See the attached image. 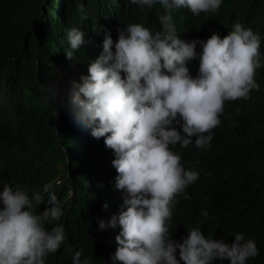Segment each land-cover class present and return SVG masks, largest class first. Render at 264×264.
I'll return each mask as SVG.
<instances>
[{
  "label": "clouds",
  "instance_id": "clouds-1",
  "mask_svg": "<svg viewBox=\"0 0 264 264\" xmlns=\"http://www.w3.org/2000/svg\"><path fill=\"white\" fill-rule=\"evenodd\" d=\"M130 2L146 9L162 6V31L129 24L115 43L106 33L100 55L81 68L80 82H72L75 154L86 153L88 145L102 148L112 176L108 183L118 197L110 220L99 221L101 230L114 229L108 242L70 254V264H250L260 254L254 240L236 233L228 244L197 227L208 213L199 214L205 194L194 157L209 152L225 120L259 91L261 36L236 22L223 38L213 33L200 40L196 22L218 12L223 0ZM174 9L184 17L172 14ZM78 11L86 21L84 5ZM177 20L186 24L188 40L178 35ZM84 37L79 27L67 31L69 56ZM52 188L45 186V199L19 184L3 186L0 264H46L60 249L65 229L54 222L63 211ZM41 205L46 206L38 212ZM46 224H52L50 230Z\"/></svg>",
  "mask_w": 264,
  "mask_h": 264
},
{
  "label": "trees",
  "instance_id": "trees-1",
  "mask_svg": "<svg viewBox=\"0 0 264 264\" xmlns=\"http://www.w3.org/2000/svg\"><path fill=\"white\" fill-rule=\"evenodd\" d=\"M81 4L88 15L83 22ZM164 11L159 4L146 9L130 0H0V192L5 184H19L47 199L45 186L53 185L63 211L54 223L63 224L65 241L46 264H70V254L108 242L114 232L99 228V221L110 220L113 197H118L108 183V155L88 145L77 156L73 147L72 82H80L81 68L100 55L106 33L115 43L129 24L162 31L158 17ZM174 13L184 17L181 9ZM236 22L261 36L264 56V0H223L218 12L196 22L199 38L206 41L213 33L223 38ZM177 26L178 35L188 40L186 24L177 20ZM72 27L85 32V43L69 56ZM196 51H202L199 44ZM257 74L259 91L225 120L209 152L194 157L201 172L199 191L205 194L199 214L208 213L197 227L207 238L228 244L236 233L254 240L260 254L250 264H264V67Z\"/></svg>",
  "mask_w": 264,
  "mask_h": 264
}]
</instances>
